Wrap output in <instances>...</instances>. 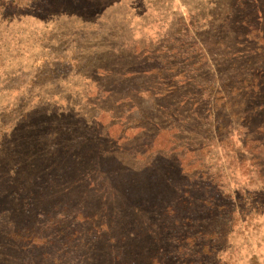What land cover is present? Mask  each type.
Returning a JSON list of instances; mask_svg holds the SVG:
<instances>
[{
    "label": "rangeland",
    "instance_id": "rangeland-1",
    "mask_svg": "<svg viewBox=\"0 0 264 264\" xmlns=\"http://www.w3.org/2000/svg\"><path fill=\"white\" fill-rule=\"evenodd\" d=\"M251 2L258 0H0V192L15 182L0 210L34 193L68 234L83 231L73 239L87 246L69 251L62 264H101L118 248L120 261L131 264H264V139L245 124V108H203L200 140L217 117L225 128L211 130V147L197 149L196 140L193 152L181 150L183 143L171 153L172 134L153 141L152 134L156 124L167 126L161 114L174 105L160 110L149 97L167 83L151 72L132 80L151 70L143 63L151 53L177 45L198 63L176 62L174 71L185 69L200 88L209 78H229L231 24ZM257 19L247 25L261 30L264 17ZM67 159L91 171L88 189L36 180L56 176L54 165L66 167ZM80 207L83 217L104 215L109 233L97 220V232L88 233L89 222L73 218ZM40 220L41 236L49 237V221ZM9 223V214L0 215V236ZM60 256L0 245V264H59Z\"/></svg>",
    "mask_w": 264,
    "mask_h": 264
},
{
    "label": "trees",
    "instance_id": "trees-1",
    "mask_svg": "<svg viewBox=\"0 0 264 264\" xmlns=\"http://www.w3.org/2000/svg\"><path fill=\"white\" fill-rule=\"evenodd\" d=\"M253 4L254 2H251L249 5V13V9H246L245 15H242V12L240 11L231 24L232 38L229 39V45H231V49L229 50H231L232 53L229 54L231 55L229 56V59L231 61L232 74L229 75V78L218 77L216 80L214 78H209V80L203 84V87L200 88L195 77H187L185 69L182 68L184 70L182 72H175L173 69L175 65L172 66V64H176V62L183 64L185 62L189 63L194 61L193 58L188 56L189 53L184 50L182 51L178 45L172 47L164 46V53L158 55L160 51L158 50L157 55L151 53L150 58H145L143 63H149L150 66H153L150 71L142 70L141 72H134L132 80H135L137 77H142V80H144V77H147L148 75L151 76L152 73L153 75H156V79H159L163 83H167L166 91H162L158 94L152 92L149 93V97L155 99L154 103L157 108L163 110L174 105L171 112L161 114V116L165 117L164 122L167 123V126H158L156 124L152 134V141L154 140V137H158L162 133L172 134V137L170 138L171 141L169 139L168 143L169 148H171L169 152L175 153L177 150L176 145L183 143V146L180 147L181 150L186 149L187 152H193L191 151V148L194 149L197 147L195 142L196 140H200L201 127L199 125L203 122L200 114L203 108L206 113H211V110L223 111L228 106L229 108L231 106L245 108L244 113L248 114L250 117L249 119L246 118L247 121L245 124L252 127L253 134L258 133L257 135H263L264 139V28H261V30L257 29V27L251 29V27L247 25L249 21L252 22V17L254 22L258 20L257 15H263L264 17V1L258 0V2L254 5ZM168 59H170L171 62L168 63ZM204 60H206V58H204ZM196 63L198 62H192L188 65L186 64V68L196 65ZM155 64L159 67H156ZM164 73H169L170 75ZM175 77L182 78L180 84L174 83V81L172 82ZM159 85H161V83ZM197 88L201 89V91H197ZM160 103H163V107ZM252 118L256 119L258 122H251ZM220 120L219 117L213 120V129L212 127L209 128L210 124L204 125L208 126V128L204 129V135L208 136L202 137L201 134V140L199 141L200 146H198L197 149L203 150L207 147H211L210 144L212 141H209L211 130L216 131L225 128L223 127L225 122H220ZM142 130H144L147 135L151 133L150 131H147L146 128ZM251 136L252 134L249 135L247 132L245 133L246 138ZM183 140L185 141L182 142ZM259 142L260 141H258L257 144ZM257 147L261 149L262 145H257ZM70 160L71 159L68 160L69 165L67 164L68 166L66 167H63V162L61 160L54 165L57 170L56 176L51 175L44 177L39 175L36 177V180H43L44 184L43 182L40 185L35 183L34 188L39 190L40 187H42V184L46 185L45 183L48 182L46 181L47 178L52 179L49 180L50 182L55 180V186L59 183V180H62L71 187L84 188V185L86 184L83 180L88 174H91V171H81V165H83L81 164V161L77 159V161L74 160L75 162L70 163ZM34 165H36L35 171L39 172L41 161L38 159L35 160ZM259 166L260 164H258V167ZM68 167H72L74 170L67 175L64 170ZM14 177H16V174H14ZM2 181V175L0 174V182ZM106 182V178H99L100 186L106 185ZM14 183V178L12 182L8 181L9 185L6 187L3 194L0 192V198L3 196L5 201L13 199L14 195L9 186L13 187ZM86 188L88 189V185H86ZM111 196L114 197L115 194L112 193ZM23 200L24 202L22 205L16 207L12 211L11 209L0 210V215L9 214L10 219V223L6 224L3 229V231L6 232V236L5 234L0 236V245H6L8 248L20 251H30L33 249H41L44 251L45 249H51L53 254L62 255L59 257L60 259H55L59 264H62V260L69 259V251L72 249L78 248L81 250L87 246L80 242L79 245H77V241L73 239L77 237V233H73V231H79V233L83 231L74 229L68 234L69 232L67 233V231H69V227L66 226L63 221L57 220L53 213L52 215H49L50 211H44L42 209V204L38 201L34 193H29L28 197H24ZM61 210L62 212H60V214L64 215L65 209ZM83 211V207L74 211L73 218L80 219L84 223H86V221L89 222L88 224H85L88 228V233H91L93 230L97 232L96 228L91 226L93 220L100 221L99 226L103 225L102 228L106 226L104 221L106 217H104V215L100 217V215L97 216L95 214L92 217H83L85 216ZM43 214L45 220L50 223V227L48 228L50 232L49 237H43L40 234V225L43 224V220L40 219L43 218ZM76 214L77 216H75ZM20 222H26L23 225L24 227L16 226V224H19ZM103 231L109 233L110 228L105 227ZM191 238L192 237H188L187 240ZM117 240L123 241L121 238H118ZM107 241H109V243L114 242L115 238L109 236ZM21 242H23L21 245L22 247L15 248V246L21 244ZM205 248V245L202 246L200 248L201 252H203ZM120 255L121 250L118 248V250L116 249L110 255H105L101 264H131L130 261H120ZM42 256L44 257L45 254H42ZM97 263L100 264V261Z\"/></svg>",
    "mask_w": 264,
    "mask_h": 264
}]
</instances>
